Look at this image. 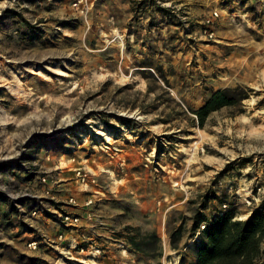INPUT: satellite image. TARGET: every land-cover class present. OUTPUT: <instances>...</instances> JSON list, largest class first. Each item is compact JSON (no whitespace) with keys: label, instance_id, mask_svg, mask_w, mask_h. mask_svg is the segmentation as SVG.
I'll return each mask as SVG.
<instances>
[{"label":"rangeland","instance_id":"1","mask_svg":"<svg viewBox=\"0 0 264 264\" xmlns=\"http://www.w3.org/2000/svg\"><path fill=\"white\" fill-rule=\"evenodd\" d=\"M263 199L264 0H0V264H196Z\"/></svg>","mask_w":264,"mask_h":264},{"label":"trees","instance_id":"2","mask_svg":"<svg viewBox=\"0 0 264 264\" xmlns=\"http://www.w3.org/2000/svg\"><path fill=\"white\" fill-rule=\"evenodd\" d=\"M231 89L217 90L193 113L203 125L205 118L223 106L234 104ZM202 230L203 242L196 249V264H264V199L245 219H236L232 207L210 218L199 213L193 222Z\"/></svg>","mask_w":264,"mask_h":264},{"label":"built area","instance_id":"3","mask_svg":"<svg viewBox=\"0 0 264 264\" xmlns=\"http://www.w3.org/2000/svg\"><path fill=\"white\" fill-rule=\"evenodd\" d=\"M219 18V14L216 10H211L202 20V26H203V32L204 34L209 37L212 38L215 35V25H216V20ZM75 170V176L78 180H81V182L84 184V186H89V182L86 180V178L88 177L86 172H82L80 170V168H74ZM42 180H45L44 178H42ZM94 179H91V182H94ZM260 190V188H258V191ZM95 192H100L98 189L94 190ZM92 196H95L94 194L90 195V197L85 200L83 202V206H88L92 203L93 198ZM254 200H258L253 198ZM69 201L73 204H76V199L73 197L69 198ZM260 201V200H259ZM230 208V206H228L227 203H222L221 207L219 208V210L216 212V215L219 216L221 215L226 209ZM65 220H68V223H74L77 222L79 220V216L75 215L73 216V214L67 213V215L64 216ZM206 225V222H201V224L199 225V227L196 230V234H198L200 231L204 230ZM61 237V236H60ZM37 242L36 241H31L28 243V246L31 248H36Z\"/></svg>","mask_w":264,"mask_h":264},{"label":"bare ground","instance_id":"4","mask_svg":"<svg viewBox=\"0 0 264 264\" xmlns=\"http://www.w3.org/2000/svg\"><path fill=\"white\" fill-rule=\"evenodd\" d=\"M20 88H21V87H19V89H20ZM131 114H132V113H131ZM129 116H131V115H129ZM98 133H100V132H98ZM106 137H107V136H106ZM107 139L109 140L108 137H107ZM173 182H174L175 185L179 184V183H178L179 181H178V182H177V181H173ZM245 218H247V215H243V216L240 217V219H245Z\"/></svg>","mask_w":264,"mask_h":264}]
</instances>
